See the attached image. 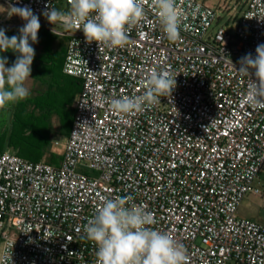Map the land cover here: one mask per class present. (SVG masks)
Returning <instances> with one entry per match:
<instances>
[{"label": "built area", "instance_id": "1", "mask_svg": "<svg viewBox=\"0 0 264 264\" xmlns=\"http://www.w3.org/2000/svg\"><path fill=\"white\" fill-rule=\"evenodd\" d=\"M1 1L29 6L67 39L64 73L82 89L59 165L0 151V264H97L83 229L102 198L151 212L150 227L182 243L189 264H264V223L238 215L247 194L264 201V106L246 102L250 80L237 71L264 44V0H249L232 30L214 29L218 13L199 0H177L175 42L145 0L117 48L88 43L82 30L54 34L42 12L60 0ZM152 69L177 76L171 96L113 112L110 99L142 94Z\"/></svg>", "mask_w": 264, "mask_h": 264}, {"label": "clouds", "instance_id": "2", "mask_svg": "<svg viewBox=\"0 0 264 264\" xmlns=\"http://www.w3.org/2000/svg\"><path fill=\"white\" fill-rule=\"evenodd\" d=\"M150 3L166 38L172 42L178 40L183 13L177 0H150ZM67 4L66 9L46 5L42 15L50 24L64 30H82L88 43L94 41L108 48L125 46L128 31L145 16V0H67ZM10 8L11 15L19 16L26 23L19 28V35L12 37L0 28V53L17 54L10 67H6L8 60L0 56V113L5 115L11 106L30 95L25 85L35 56L32 45L38 43L41 28L39 16L29 6L10 5ZM52 32L55 34L54 27ZM255 52V56L249 53L241 57L237 70L249 77L246 102L252 107L264 106V44L257 45ZM253 70L255 80L250 79ZM176 77L167 69H152L142 82V94L112 98L110 108L121 114L140 113L146 106L160 103L161 97L171 96ZM125 204V198H102L83 229L84 238L97 248V264H189L188 252L182 243L150 227L155 222L151 212ZM4 256L11 258V253L5 252Z\"/></svg>", "mask_w": 264, "mask_h": 264}, {"label": "trees", "instance_id": "3", "mask_svg": "<svg viewBox=\"0 0 264 264\" xmlns=\"http://www.w3.org/2000/svg\"><path fill=\"white\" fill-rule=\"evenodd\" d=\"M44 32L49 33L46 29ZM6 35L12 37L19 35V32L10 31ZM51 38L58 37L52 34ZM44 52L42 57L34 61L35 80L39 83V89L25 102L14 105L11 126L0 128V151L14 152L34 163L47 159V162L59 165L61 157L50 149L54 134L52 119L58 118L60 131L68 137L75 115V100L81 92L82 82L62 75L64 51L55 54L52 48L44 47ZM0 56L8 60L7 66L10 67L17 54L7 51L0 53ZM51 83L58 85L60 97L53 93Z\"/></svg>", "mask_w": 264, "mask_h": 264}, {"label": "rangeland", "instance_id": "4", "mask_svg": "<svg viewBox=\"0 0 264 264\" xmlns=\"http://www.w3.org/2000/svg\"><path fill=\"white\" fill-rule=\"evenodd\" d=\"M200 2L206 4L207 6L213 8L219 15V22L215 23L213 28L216 29L218 26H225L229 30L235 28L236 24L239 21V18L243 12L247 9L249 0H199ZM66 0H60L58 8H67ZM12 11L10 6L0 0V28H4L7 31H17L22 27L26 22L23 21L19 16L11 15ZM11 15V16H10ZM55 30H60L65 32L61 27L53 25ZM45 29L42 27L38 32V43L33 44L32 46L35 49V56L33 64L31 66V76L28 81H26V87L30 90V96L35 95L36 91L39 89V84L35 81L36 73L34 71V61L44 55V47H49L53 49V52L61 53L66 49L67 39L63 37L51 38L52 33L44 32ZM31 43V42H30ZM53 53V54H54ZM58 58V57H57ZM53 93H57L56 96L60 97L61 92H58V85L51 83ZM28 97V98H29ZM27 98V99H28ZM23 100L24 102L27 100ZM14 105L11 106L9 113L5 115L4 113L0 114V128L7 129L11 126L12 117H13ZM52 126L54 129V134L52 135L51 142V152L58 156H62L64 148L67 142V136H65L59 129V121L57 117H53ZM45 160V159H44ZM47 161V159L45 160ZM258 187L264 192V173L256 181ZM238 215L241 218L253 220L259 223H264V201L261 197L255 196L254 194H247L242 200Z\"/></svg>", "mask_w": 264, "mask_h": 264}, {"label": "crops", "instance_id": "5", "mask_svg": "<svg viewBox=\"0 0 264 264\" xmlns=\"http://www.w3.org/2000/svg\"><path fill=\"white\" fill-rule=\"evenodd\" d=\"M67 47V46H66ZM64 52L66 53V49L64 50ZM64 61H65V55H64ZM6 67H8L7 65H6ZM62 75L65 77V78H73V77H71V76H68V75H66L65 73H64V62H63V72H62ZM37 84H39L38 83V81H35ZM72 82H70L69 84H71Z\"/></svg>", "mask_w": 264, "mask_h": 264}]
</instances>
